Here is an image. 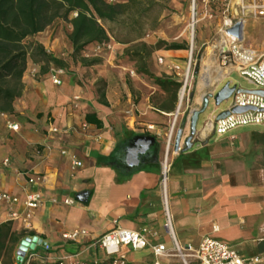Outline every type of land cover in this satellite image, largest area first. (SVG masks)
<instances>
[{"label": "crops", "instance_id": "crops-1", "mask_svg": "<svg viewBox=\"0 0 264 264\" xmlns=\"http://www.w3.org/2000/svg\"><path fill=\"white\" fill-rule=\"evenodd\" d=\"M260 26L264 27V19L254 16L242 25L241 40L255 51H261L264 43L254 47L251 42ZM71 31L70 23L63 22L32 37L63 63L62 83L57 86L50 81L52 63L28 58L12 112L0 113V192L22 201L27 191L38 190L43 201L26 230L20 221L8 220L10 210L24 212L22 205L8 208L0 202V225L10 223L12 232L23 235L10 244L9 253L0 252V264H17L20 241L34 236L41 245L27 251L24 264L29 255L28 264H111L95 241L116 226L147 227L156 233L148 238L151 244L172 248L164 228L160 161L177 106L162 111L151 102L157 87L119 57L127 44L114 43L108 36L111 50L90 53L95 46L91 45L77 58L68 38ZM247 35L251 40L246 44ZM166 53L159 55L164 63L152 73L173 79L169 67L182 68L187 49ZM217 65H206L209 80L205 85L201 81L191 110L198 109L203 95L216 84L217 91L234 71ZM43 68L46 72H41ZM188 118L183 112L177 119L181 151L171 157L165 184L174 237L180 245L191 247L211 237L233 247L244 259L258 258L257 264H264V126L240 127L217 138L206 121L196 128L186 150ZM8 124H17L18 129L12 131ZM71 156L81 163L79 167L72 168ZM5 159L8 165L3 166ZM27 177L39 180L32 185ZM64 199L73 203L65 204ZM73 230H84L85 235L75 240L62 237ZM122 251L125 264H181L175 255L155 256L148 247Z\"/></svg>", "mask_w": 264, "mask_h": 264}, {"label": "built area", "instance_id": "built-area-1", "mask_svg": "<svg viewBox=\"0 0 264 264\" xmlns=\"http://www.w3.org/2000/svg\"><path fill=\"white\" fill-rule=\"evenodd\" d=\"M197 1L200 2L201 10H197ZM203 13V18L213 20L217 18L216 36L212 46L216 53V59L222 66H229L232 70L236 71L241 77L246 79L254 86V89L264 91V45L261 51H255L246 46L241 38L227 33L229 28L235 24L241 23L243 25L245 19L249 16L259 17L264 19V0H191V14L188 23V28L191 33V38L188 43L187 57L184 66L181 68L179 65L173 64L169 67L173 73L172 78L180 82L178 91V105L172 113L170 126L167 130L165 137L164 152L160 161V175L161 187L163 191V203L165 213L164 228L172 241V248L167 250L164 244H151L149 236H154L156 233L152 232L149 228L143 227L140 230H131L116 226L110 231L104 233L96 241V246L102 250L105 256L110 257L111 264H125L126 256L122 248H128L136 251L144 248H150L155 256L161 255H175L179 258L181 264H257L258 258L250 260L244 259L233 247L224 244L211 237H204L196 247L190 245L182 246L174 237L171 216L167 210V200L165 193V184L169 169L171 166V157L177 155L181 151V146L177 151L173 150V140L176 132V122L178 117L183 113L182 103H188L189 91L187 90L189 81L192 77L191 64L192 52L194 48L193 32L197 22L199 13ZM243 30V29H242ZM103 49L111 50L107 42H102L94 46L93 52L99 53ZM157 64L164 63L163 56L156 57ZM132 74V72H130ZM66 70L62 67H52L49 70V79L53 85H60L62 78L65 76ZM216 86L208 93L211 96L216 92ZM229 102L226 107L230 110L232 107H251L252 110H247L243 113H230L225 118L215 119V112L209 113L206 125H210L213 134L219 138L228 132L247 126H264V97L253 94H233L227 100ZM7 127L16 131L17 124H8ZM148 126V129H152ZM56 132V128L51 129ZM65 154V151H61ZM2 165H8V160L2 161ZM72 168L79 167L81 163L71 156ZM39 178L27 177L29 184H35ZM0 202L9 207L21 204L24 212L20 213L15 210H10L8 213L9 221H20L24 230L30 228V219L33 211L42 205V195L38 190L27 191L22 201L9 193L0 192ZM52 202H56L52 199ZM63 203L72 204L71 199H64ZM216 231V228L213 229ZM80 235H85L84 230H73L62 235L63 238L75 240ZM45 250L49 249L47 244H44ZM170 253V254H169ZM32 258L28 256L27 264ZM59 264H65L62 261ZM94 264H96L94 262Z\"/></svg>", "mask_w": 264, "mask_h": 264}, {"label": "trees", "instance_id": "trees-1", "mask_svg": "<svg viewBox=\"0 0 264 264\" xmlns=\"http://www.w3.org/2000/svg\"><path fill=\"white\" fill-rule=\"evenodd\" d=\"M126 1L127 4H134V0ZM122 7L121 3L110 4L105 0H0V113H11L13 110V101L22 90L21 77L28 56L33 60L50 62L55 67H63V63L47 53L41 44L32 41L24 43L27 38L42 31L56 19H63L72 27L68 38L73 46V57H76L88 46L107 42L108 36L117 41L105 23L113 21L119 13L118 9ZM141 38L139 36L135 39ZM135 39L123 40L122 43L129 44ZM140 46L146 48L141 42ZM180 48L179 45L171 47ZM139 52L135 55H140ZM138 60L142 61L143 57ZM41 72H46V69L43 68ZM137 73L147 76L165 95L157 109L174 110L180 82L155 76L147 69L145 62L137 68ZM86 119L99 124L91 120V116H86ZM22 236L11 231L10 223L0 225V252L9 253L12 249L10 244L17 243ZM24 262L25 259L22 264Z\"/></svg>", "mask_w": 264, "mask_h": 264}, {"label": "rangeland", "instance_id": "rangeland-1", "mask_svg": "<svg viewBox=\"0 0 264 264\" xmlns=\"http://www.w3.org/2000/svg\"><path fill=\"white\" fill-rule=\"evenodd\" d=\"M105 1L110 4L121 3L123 5L122 8L118 9L119 13L117 14L116 18L113 21L105 23L106 28L112 31L114 38L117 41H121H113L114 43L123 44V40H131L142 36L141 39H135L127 44V47L123 50L122 55L119 56L126 62L133 64L136 73L137 68L142 64V62L146 63L147 69L150 71V73L153 71L157 73L156 67H158V64L156 62V57L159 55L166 56L167 51L175 50L171 49L173 45L181 46L182 48L180 49L188 48V43L191 38V33L188 28L191 14V0H134V4H127L126 0ZM196 4L197 10L200 11V2L197 1ZM70 16L72 17V14ZM250 17L251 16H249V19ZM198 18L200 20L197 22L195 30L192 34L194 48L192 52L191 64L192 77L187 88L189 91V101L188 103H185V101L182 103L184 118H187L188 115H190V112L193 110H191V99L193 96L197 95V89L201 84V79L205 76H208L206 65L211 67L212 64L217 65L218 63L216 57L212 55L213 50L210 47L213 41L217 38L214 32L217 24V18L208 20L203 18V13L201 12L199 13ZM63 22L69 24V22L63 19H56L53 23L47 25L42 31L47 28L55 29ZM33 36L27 38L24 43H29L31 41L35 42V40L32 39ZM246 38L247 44L248 41L251 40V37L250 35H247ZM140 42L146 45L145 49L141 48ZM251 42H253L254 47H258L264 42L263 26H260L257 29V35L253 41L251 40ZM263 45L264 43L261 46V50L263 49ZM93 49H91L92 51H90V53H93ZM138 50H140V52ZM102 52L108 51L103 49L99 53L102 54ZM137 52H139L140 55L138 54L136 56L135 54ZM185 54L186 53H184V55ZM81 55H83V52H80L79 56L76 57L79 58ZM140 57H143L142 61L138 60ZM28 58L30 57L28 56ZM225 67H227V65ZM226 82H229L230 86H237V88L241 87L244 89H254V86L246 79L241 77L236 71L231 72L229 76L223 81V83L219 85L218 89ZM178 91L176 95V106L178 105ZM164 98L165 95L157 88V92L151 97V102L154 101L153 103L160 105ZM228 104V101L222 102L217 107V112L224 110ZM212 108V102L209 100L207 108L199 115L196 124L197 130H199L203 123L207 121V117Z\"/></svg>", "mask_w": 264, "mask_h": 264}, {"label": "water", "instance_id": "water-1", "mask_svg": "<svg viewBox=\"0 0 264 264\" xmlns=\"http://www.w3.org/2000/svg\"><path fill=\"white\" fill-rule=\"evenodd\" d=\"M228 34L241 38L242 36V24L237 23L232 28L227 30ZM253 94L260 97H264V91L258 89H240L235 85L230 86L229 82H226L220 87L213 96L210 93H206L202 97L201 106L199 109H193L189 115V135L184 139L183 143L185 145V149L188 150L191 147V140L193 136L196 134V124L199 118V115L205 111L207 108L209 100H211L213 105V111L217 109V107L224 101H227L229 97L233 94ZM251 107H232L230 110L225 108L224 110L218 112L215 115V119H221L228 116L230 113H243L247 110H252ZM182 136V130L177 129L174 135L173 140V150L177 151L179 148L180 140ZM37 245H41V240H39L36 236L34 237H25L22 239L16 250V262L17 264H22L24 257L27 251H33Z\"/></svg>", "mask_w": 264, "mask_h": 264}, {"label": "bare ground", "instance_id": "bare-ground-1", "mask_svg": "<svg viewBox=\"0 0 264 264\" xmlns=\"http://www.w3.org/2000/svg\"><path fill=\"white\" fill-rule=\"evenodd\" d=\"M241 41H242V40H241ZM217 66H218V65H217ZM214 74H215V73H214ZM218 76H219V75H218ZM208 78H209V76H205V77L202 78V80H201V81H202V85L207 84V82H208V80H209ZM199 97H200V96H199ZM209 128H210V127L206 126V130L209 129ZM210 129H211V128H210ZM210 129H209V130H210Z\"/></svg>", "mask_w": 264, "mask_h": 264}]
</instances>
